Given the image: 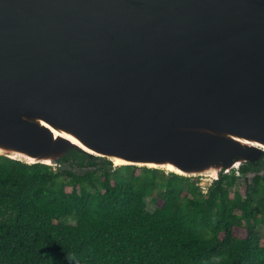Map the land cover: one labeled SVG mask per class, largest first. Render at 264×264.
Listing matches in <instances>:
<instances>
[{"label": "water", "instance_id": "water-1", "mask_svg": "<svg viewBox=\"0 0 264 264\" xmlns=\"http://www.w3.org/2000/svg\"><path fill=\"white\" fill-rule=\"evenodd\" d=\"M72 150L214 180L263 161L264 0H0V155Z\"/></svg>", "mask_w": 264, "mask_h": 264}, {"label": "trees", "instance_id": "trees-1", "mask_svg": "<svg viewBox=\"0 0 264 264\" xmlns=\"http://www.w3.org/2000/svg\"><path fill=\"white\" fill-rule=\"evenodd\" d=\"M58 163L0 155V264H264V160L206 193L199 178L76 150Z\"/></svg>", "mask_w": 264, "mask_h": 264}, {"label": "rangeland", "instance_id": "rangeland-1", "mask_svg": "<svg viewBox=\"0 0 264 264\" xmlns=\"http://www.w3.org/2000/svg\"><path fill=\"white\" fill-rule=\"evenodd\" d=\"M113 165H114V164H113ZM115 167H116V166L114 165V168H115ZM54 168H55V169H58V166H54ZM166 172L168 173V171H166ZM214 179H215V178H213V177H209V176L200 177V178H199V183H200V185L204 188V190L206 191L207 188L213 183ZM245 189H246L245 181H244V179L242 178V179L240 180V182L236 185V187L232 189V191L240 190V191H242V193H244V192H245ZM149 209H150L151 211H153V210H155V206H154L152 203H150ZM72 222H74V221H72ZM258 231H259V233H260L262 236H264V222H263V224L260 225V227L258 228Z\"/></svg>", "mask_w": 264, "mask_h": 264}, {"label": "built area", "instance_id": "built-area-1", "mask_svg": "<svg viewBox=\"0 0 264 264\" xmlns=\"http://www.w3.org/2000/svg\"><path fill=\"white\" fill-rule=\"evenodd\" d=\"M237 175H240L239 171H237ZM202 187V186H201ZM209 188V187H208ZM208 188L207 190L205 191L204 188L202 187L203 191L206 193L208 191Z\"/></svg>", "mask_w": 264, "mask_h": 264}]
</instances>
